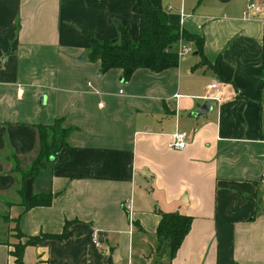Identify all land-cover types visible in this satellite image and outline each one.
<instances>
[{"label": "crops", "instance_id": "obj_1", "mask_svg": "<svg viewBox=\"0 0 264 264\" xmlns=\"http://www.w3.org/2000/svg\"><path fill=\"white\" fill-rule=\"evenodd\" d=\"M148 1L201 39L200 54L183 41L192 51L175 67L123 81L99 74L89 40L124 27L136 44L134 0H0V264H15L14 220L21 264H264V22L243 17L246 0ZM212 83L219 101L197 114ZM55 120L71 129L66 146L22 189L52 200L25 210L10 161L28 162L35 126ZM160 213L190 218L170 258L156 247Z\"/></svg>", "mask_w": 264, "mask_h": 264}, {"label": "trees", "instance_id": "obj_2", "mask_svg": "<svg viewBox=\"0 0 264 264\" xmlns=\"http://www.w3.org/2000/svg\"><path fill=\"white\" fill-rule=\"evenodd\" d=\"M132 12L138 17V40L132 44L124 27L118 28L117 38L109 41L89 40L88 59L98 61L99 74L111 69L120 70L121 78L127 81L136 69H147L157 73L177 65V42L192 43L195 52L200 54L202 41L200 38L188 35L176 27L167 24L164 12L151 6L148 0H134ZM261 62L260 67L264 74V23L260 40ZM203 60H201L202 62ZM260 89L264 88V79L260 83ZM37 133V150L35 156L39 158L36 167L48 169L57 152L66 146V139L71 131L62 126L61 120H55L49 126H35ZM14 163H18L12 157ZM38 168V169H39ZM19 174L16 195L20 198V205L28 210L34 207H46L51 203L52 195L39 193L28 199H23L22 189L26 177L38 176L37 168L31 174H22L18 169L13 170ZM9 231L12 232L16 243L13 245L11 256L15 264H21V253L25 243H20L22 237L16 228V220ZM190 218L177 213H160L154 236L157 249H162L170 258L179 247L183 237L188 231ZM48 239L60 238L48 236ZM32 239H28L31 241Z\"/></svg>", "mask_w": 264, "mask_h": 264}, {"label": "built area", "instance_id": "obj_3", "mask_svg": "<svg viewBox=\"0 0 264 264\" xmlns=\"http://www.w3.org/2000/svg\"><path fill=\"white\" fill-rule=\"evenodd\" d=\"M246 5L243 11V17L246 19L251 18H258L261 19L264 22V4L258 2L257 0H246ZM192 48L188 45L183 44V40H179L176 45V52L177 56L180 57L182 55H186L191 53ZM216 83H212L207 86V92L209 94H206L204 99L207 101H215L218 102V94L219 90L217 88ZM187 143L186 136L184 133L176 132L173 135H171L169 142H168V148L175 151L182 150ZM259 185L264 187V172L259 178L258 181ZM123 207L128 211L129 210V203L128 201H125L123 203ZM91 242L95 247H98V242L96 241V235L93 233L91 237Z\"/></svg>", "mask_w": 264, "mask_h": 264}, {"label": "rangeland", "instance_id": "obj_4", "mask_svg": "<svg viewBox=\"0 0 264 264\" xmlns=\"http://www.w3.org/2000/svg\"><path fill=\"white\" fill-rule=\"evenodd\" d=\"M10 169H18L22 174H31L34 172V170L37 168V174L39 177H44L48 173L47 169H41L37 166V163L39 162V158L35 155L26 163H14L12 160ZM22 166V167H21ZM39 168V169H38ZM13 238L12 233L9 232V240L11 241Z\"/></svg>", "mask_w": 264, "mask_h": 264}, {"label": "water", "instance_id": "obj_5", "mask_svg": "<svg viewBox=\"0 0 264 264\" xmlns=\"http://www.w3.org/2000/svg\"><path fill=\"white\" fill-rule=\"evenodd\" d=\"M78 60H79V61H82V60H83V56H82V55L79 56ZM40 103H43V98H42V100L40 99ZM209 109H210V104H209L208 101H205V102L200 106V108L198 109L197 114H204V113H206L207 111H209Z\"/></svg>", "mask_w": 264, "mask_h": 264}]
</instances>
